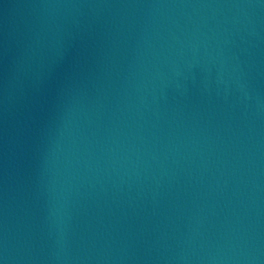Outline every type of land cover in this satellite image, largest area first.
<instances>
[{
    "label": "water",
    "instance_id": "water-1",
    "mask_svg": "<svg viewBox=\"0 0 264 264\" xmlns=\"http://www.w3.org/2000/svg\"><path fill=\"white\" fill-rule=\"evenodd\" d=\"M0 264H264V0H0Z\"/></svg>",
    "mask_w": 264,
    "mask_h": 264
}]
</instances>
